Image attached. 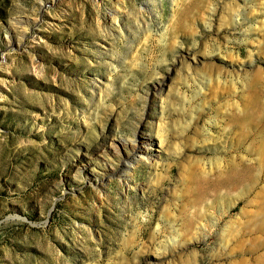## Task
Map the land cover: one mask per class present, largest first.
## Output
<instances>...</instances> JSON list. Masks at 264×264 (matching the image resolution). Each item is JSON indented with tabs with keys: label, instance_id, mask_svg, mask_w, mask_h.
Returning a JSON list of instances; mask_svg holds the SVG:
<instances>
[{
	"label": "rangeland",
	"instance_id": "374dc122",
	"mask_svg": "<svg viewBox=\"0 0 264 264\" xmlns=\"http://www.w3.org/2000/svg\"><path fill=\"white\" fill-rule=\"evenodd\" d=\"M0 264H264V0H0Z\"/></svg>",
	"mask_w": 264,
	"mask_h": 264
},
{
	"label": "bare ground",
	"instance_id": "6f19581e",
	"mask_svg": "<svg viewBox=\"0 0 264 264\" xmlns=\"http://www.w3.org/2000/svg\"><path fill=\"white\" fill-rule=\"evenodd\" d=\"M134 141V140H133ZM139 152L142 157L146 156V148L144 146H139ZM140 162V159L137 156H134L133 160L129 161L127 163L126 170L129 172L132 167H135Z\"/></svg>",
	"mask_w": 264,
	"mask_h": 264
}]
</instances>
